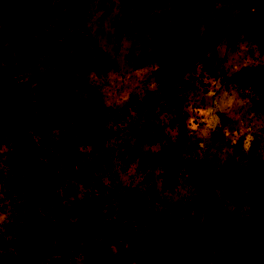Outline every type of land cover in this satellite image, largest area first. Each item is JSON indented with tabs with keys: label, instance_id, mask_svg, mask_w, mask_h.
Segmentation results:
<instances>
[{
	"label": "rangeland",
	"instance_id": "374dc122",
	"mask_svg": "<svg viewBox=\"0 0 264 264\" xmlns=\"http://www.w3.org/2000/svg\"><path fill=\"white\" fill-rule=\"evenodd\" d=\"M73 1L64 0L65 8L73 9ZM137 2L83 0L82 9L76 13L81 15L80 22L71 21L73 26L80 24L104 53L98 73L86 76L87 98L103 100L109 108L130 110L119 132L120 139L129 142L140 126L132 108L142 105H153L161 134L172 138L179 125L174 108L166 100L177 98L185 114L182 129L187 141L198 148L212 145L220 150L222 160L209 173L217 206L229 214L239 202L242 216L251 208L264 211V148L259 147L264 136V114H256L254 105L241 98L245 92L241 85L251 79L264 86V48L248 39L251 25L241 26L225 47L227 24L241 9L238 0H148L130 34H119L121 11L132 9ZM251 11L264 20V2ZM68 14L71 18V12ZM212 53L216 57L210 63L208 56ZM208 65L221 68L222 81L208 76ZM27 134L34 144L31 149L24 147ZM159 144L148 149L156 151ZM77 150L73 163H66L60 151L50 154L48 143L29 130L18 115H0V264H52L59 255L47 251H29L20 260H13L21 247L20 235L29 227L28 210L34 206L38 215L50 218L51 208L57 203L65 207L92 199L98 201L91 207L97 213L87 222L60 218L56 236L67 258L64 263L86 264L89 254L109 250L118 257L117 263L126 260L129 264H147L144 221L133 215L130 206L144 208L149 203L162 207L166 201H176L175 194L163 189L159 180H147L150 188L146 187L129 167L115 177L114 194L108 195L104 187L107 172L100 173L93 167L90 147ZM253 150L260 156L249 164ZM42 170L51 173L55 181L47 196L35 201L32 194L39 186L37 173ZM88 228L91 231H86ZM68 229L71 234L67 238ZM81 229L85 233L82 239ZM44 237L49 240L52 235ZM70 238L76 239L75 244L86 241V248L67 249ZM209 238L204 264H252L245 242L227 228L210 231ZM249 241L255 242L251 237ZM256 242V264H264V242ZM97 243L105 249H94ZM152 250L151 255L160 264L181 254L161 245Z\"/></svg>",
	"mask_w": 264,
	"mask_h": 264
},
{
	"label": "trees",
	"instance_id": "16d2710c",
	"mask_svg": "<svg viewBox=\"0 0 264 264\" xmlns=\"http://www.w3.org/2000/svg\"><path fill=\"white\" fill-rule=\"evenodd\" d=\"M63 1L0 0V115H18L29 130L48 143L50 154L60 151L66 163H73L78 147L89 146L94 154L93 167L100 173L107 172L108 183L104 187L108 195L114 194L115 177L129 167H133L136 178L139 176L146 187L150 188L147 180L153 183L159 180L163 189L175 194L176 201H166L162 207H152L149 203L144 204V208L137 204L130 206L133 215L144 221L148 238L144 249L147 264H160L155 255H151L152 248L159 245L162 249L171 247L181 251L162 264H204L211 241L210 231L224 227L245 242L249 259L256 264L259 253L256 240L264 242V211L251 208L242 216L238 211L239 202L229 214L217 206L209 173L222 160L220 150L212 145L198 148L195 143L187 141L182 129L185 114L179 100L173 96L166 100L174 108L179 125L172 138L161 134L153 105H142L132 108L140 123L137 135L130 142L122 141L120 126L130 115V110L126 107L109 108L103 100L90 101L87 98L89 83L86 76L90 72L98 73V62L104 53L80 24L71 25L74 19L80 22L81 15L76 13L82 9L83 0H74L71 10L65 8ZM147 2L138 0L132 9L121 11L119 34H130ZM263 2L238 0L241 9L227 24L225 47L230 45L241 26L251 25L248 39L264 48V20L251 11ZM215 57V53L208 56L210 63ZM205 70L208 76L218 77V81L224 78L221 68L216 65H208ZM241 87L245 89L241 98L254 105L253 109L258 111L256 114L263 115L264 86L257 79H251ZM164 138L166 142H163ZM157 142L160 144L156 151L148 149ZM33 145L27 134L24 147L31 149ZM259 147L264 148V136ZM259 156L253 150L249 164ZM36 179L39 186L32 198L38 201L47 196L55 179L43 170L37 173ZM131 180L129 176L128 184ZM96 205L98 201L93 199L89 202L79 200L65 207L57 203L51 208L50 218L41 217L31 206L27 212L29 227L20 235L21 247L13 260H20L29 251H47L59 255L51 261L52 264H65L64 248L56 236L57 230L60 232V218L78 219L82 224L96 216L97 212L91 211ZM69 231L66 232L67 238L71 234ZM83 233L81 229V239ZM46 235L52 237L48 240L44 237ZM249 237L255 242L249 241ZM75 241L70 238L66 248L73 251L86 248V241L78 244ZM93 247L105 249L99 243ZM89 257L86 264H129L126 260L117 263L118 257L109 254V250L102 254L91 253Z\"/></svg>",
	"mask_w": 264,
	"mask_h": 264
}]
</instances>
